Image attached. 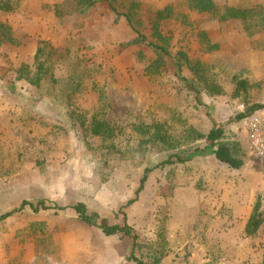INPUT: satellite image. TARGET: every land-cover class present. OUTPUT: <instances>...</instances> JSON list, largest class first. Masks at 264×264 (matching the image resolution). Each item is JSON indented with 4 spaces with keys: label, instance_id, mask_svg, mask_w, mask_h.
<instances>
[{
    "label": "rangeland",
    "instance_id": "obj_1",
    "mask_svg": "<svg viewBox=\"0 0 264 264\" xmlns=\"http://www.w3.org/2000/svg\"><path fill=\"white\" fill-rule=\"evenodd\" d=\"M190 1L0 0V216L15 211L0 264H137L132 239L56 208L79 202L130 224L143 264H262L264 223L245 226L264 210V167L238 115L264 109V0ZM215 126L241 168L215 157ZM175 155L189 159L126 206Z\"/></svg>",
    "mask_w": 264,
    "mask_h": 264
},
{
    "label": "trees",
    "instance_id": "obj_2",
    "mask_svg": "<svg viewBox=\"0 0 264 264\" xmlns=\"http://www.w3.org/2000/svg\"><path fill=\"white\" fill-rule=\"evenodd\" d=\"M190 3L193 9H196L201 12H210L213 11L214 9H217L214 0H191ZM248 13L249 10H241L235 7H228L227 11L225 12L226 14L225 18H238V17L245 18L248 16ZM260 108H261L260 106L250 107L245 113H240L238 115V119H244L248 116V114ZM224 132L225 131L222 126H215L209 131L208 135L205 138L210 142L211 146L214 147L215 157L220 162H223L232 168L239 169L244 165V160L242 159V157L238 155V151L235 148H233V146L220 142V140L224 137ZM95 134H102V131L101 130L95 131ZM199 136L201 138H204V135H199ZM158 137L161 138V140L164 139L160 135ZM188 159H189L188 157L175 155V156H170L166 160L154 165L153 167H147L140 181V185L136 190L135 198L130 199L127 202L126 206H130L138 200V196L144 190L145 183L147 182L148 176L151 171L156 170L165 165L173 164L175 162L182 163L187 161ZM26 206H29L34 212H39L40 210H47L51 208L46 204V201L44 200H40L36 203L24 200L21 204L20 209H23ZM56 208L61 210H65L67 208L73 209L78 214L82 222L86 223L89 226H94L96 228L101 229L103 233L108 237L121 234L124 237L132 239L133 251L130 256V259L135 261L137 264H143V262L135 256V252H134V248L136 247L138 236L134 233L132 226L127 222H124V224H111L108 222L107 219L101 218L98 212L90 211L88 206L83 202H79L74 205L65 206V207L57 206ZM260 209H261V201L259 200L246 223L245 233L247 236L255 235L259 230L260 226L264 223V210H260ZM14 212L15 211H11L2 214L0 216V220L11 216ZM262 264H264V260Z\"/></svg>",
    "mask_w": 264,
    "mask_h": 264
},
{
    "label": "built area",
    "instance_id": "obj_3",
    "mask_svg": "<svg viewBox=\"0 0 264 264\" xmlns=\"http://www.w3.org/2000/svg\"><path fill=\"white\" fill-rule=\"evenodd\" d=\"M246 124L248 152L264 167V109H257L248 114Z\"/></svg>",
    "mask_w": 264,
    "mask_h": 264
},
{
    "label": "crops",
    "instance_id": "obj_4",
    "mask_svg": "<svg viewBox=\"0 0 264 264\" xmlns=\"http://www.w3.org/2000/svg\"><path fill=\"white\" fill-rule=\"evenodd\" d=\"M223 163V162H222ZM225 164V163H224Z\"/></svg>",
    "mask_w": 264,
    "mask_h": 264
}]
</instances>
